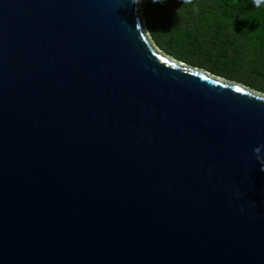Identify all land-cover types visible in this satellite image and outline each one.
Returning a JSON list of instances; mask_svg holds the SVG:
<instances>
[{
  "label": "water",
  "instance_id": "water-1",
  "mask_svg": "<svg viewBox=\"0 0 264 264\" xmlns=\"http://www.w3.org/2000/svg\"><path fill=\"white\" fill-rule=\"evenodd\" d=\"M257 146L264 95L131 0H0V264H264Z\"/></svg>",
  "mask_w": 264,
  "mask_h": 264
},
{
  "label": "trees",
  "instance_id": "trees-1",
  "mask_svg": "<svg viewBox=\"0 0 264 264\" xmlns=\"http://www.w3.org/2000/svg\"><path fill=\"white\" fill-rule=\"evenodd\" d=\"M139 3L162 55L264 95V0Z\"/></svg>",
  "mask_w": 264,
  "mask_h": 264
},
{
  "label": "clouds",
  "instance_id": "clouds-1",
  "mask_svg": "<svg viewBox=\"0 0 264 264\" xmlns=\"http://www.w3.org/2000/svg\"><path fill=\"white\" fill-rule=\"evenodd\" d=\"M132 3L134 4H138V0H131ZM154 3H163L164 0H153ZM185 3H192V0H184ZM261 2V0H254V3L259 6V3ZM195 11H199V8L196 7ZM264 146H257L256 148L253 149V153L256 155L257 159L261 158V148ZM262 170H264V168H262Z\"/></svg>",
  "mask_w": 264,
  "mask_h": 264
},
{
  "label": "rangeland",
  "instance_id": "rangeland-1",
  "mask_svg": "<svg viewBox=\"0 0 264 264\" xmlns=\"http://www.w3.org/2000/svg\"><path fill=\"white\" fill-rule=\"evenodd\" d=\"M137 15L139 16V18L141 19V21H142V14H141V7H140V3H139V0H138V4H137ZM143 22V21H142ZM143 27H144V24H143ZM145 28V27H144ZM146 34H147V38H148V40H149V42L151 43V45L154 47V49H156V47L153 45V42L151 41V39L149 38V36H148V33L146 32ZM156 50H158V49H156ZM159 52V51H158ZM223 79V78H222ZM223 80H225V79H223ZM225 81H227V80H225ZM228 82H230V81H228ZM250 91H252L251 89H249ZM253 92V91H252ZM259 94H263V93H261V92H259Z\"/></svg>",
  "mask_w": 264,
  "mask_h": 264
},
{
  "label": "snow or ice",
  "instance_id": "snow-or-ice-1",
  "mask_svg": "<svg viewBox=\"0 0 264 264\" xmlns=\"http://www.w3.org/2000/svg\"><path fill=\"white\" fill-rule=\"evenodd\" d=\"M237 91H242L241 89H237Z\"/></svg>",
  "mask_w": 264,
  "mask_h": 264
}]
</instances>
